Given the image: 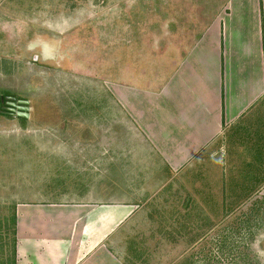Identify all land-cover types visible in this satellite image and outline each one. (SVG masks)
Segmentation results:
<instances>
[{
	"label": "crops",
	"instance_id": "0c3cea01",
	"mask_svg": "<svg viewBox=\"0 0 264 264\" xmlns=\"http://www.w3.org/2000/svg\"><path fill=\"white\" fill-rule=\"evenodd\" d=\"M118 100L116 149L86 156L121 161L103 197L15 204V264H169L264 202V0H225L162 85Z\"/></svg>",
	"mask_w": 264,
	"mask_h": 264
},
{
	"label": "rangeland",
	"instance_id": "374dc122",
	"mask_svg": "<svg viewBox=\"0 0 264 264\" xmlns=\"http://www.w3.org/2000/svg\"><path fill=\"white\" fill-rule=\"evenodd\" d=\"M224 3L0 0V264L15 204L103 197L121 161L86 156L116 149L119 90L162 85ZM10 98L28 102L27 118ZM261 202L224 208L169 264H264Z\"/></svg>",
	"mask_w": 264,
	"mask_h": 264
},
{
	"label": "water",
	"instance_id": "95a60500",
	"mask_svg": "<svg viewBox=\"0 0 264 264\" xmlns=\"http://www.w3.org/2000/svg\"><path fill=\"white\" fill-rule=\"evenodd\" d=\"M11 103H8L10 107H12V110H15L17 113V116L20 118H27L28 117V102L27 101H21L17 100L16 98H10Z\"/></svg>",
	"mask_w": 264,
	"mask_h": 264
},
{
	"label": "trees",
	"instance_id": "16d2710c",
	"mask_svg": "<svg viewBox=\"0 0 264 264\" xmlns=\"http://www.w3.org/2000/svg\"><path fill=\"white\" fill-rule=\"evenodd\" d=\"M15 209V206H13ZM12 212L11 215V246H10V253H9V264H15V212Z\"/></svg>",
	"mask_w": 264,
	"mask_h": 264
}]
</instances>
